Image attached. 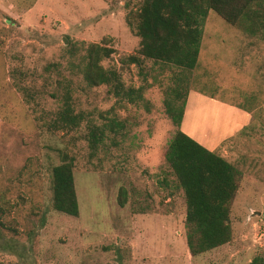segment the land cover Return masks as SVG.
Wrapping results in <instances>:
<instances>
[{
  "label": "rangeland",
  "instance_id": "1",
  "mask_svg": "<svg viewBox=\"0 0 264 264\" xmlns=\"http://www.w3.org/2000/svg\"><path fill=\"white\" fill-rule=\"evenodd\" d=\"M140 2L0 0V264H248L264 255V16L250 34L208 10L195 66L181 70L138 54ZM90 43L111 50L100 65L140 99L84 84ZM177 73L187 90L180 130H201L202 145L236 170L230 239L193 256L184 196L163 157L175 129L164 99ZM66 88L79 121L57 129ZM111 119L122 126L104 127ZM90 125L104 127L94 149ZM63 156L77 216L51 206L50 170Z\"/></svg>",
  "mask_w": 264,
  "mask_h": 264
},
{
  "label": "trees",
  "instance_id": "2",
  "mask_svg": "<svg viewBox=\"0 0 264 264\" xmlns=\"http://www.w3.org/2000/svg\"><path fill=\"white\" fill-rule=\"evenodd\" d=\"M208 10L227 23L255 34L263 22L264 0H141L133 25L139 38L138 54L155 63L170 64L181 70L192 69ZM110 51L95 43L85 47L79 65L84 84L87 87L110 85L114 96L130 103L140 99L139 88L124 87L113 70L100 65L99 61ZM124 60L139 65L137 56L128 55ZM184 78L182 73L174 75V85L168 91L171 98L164 99L165 114L175 129L163 157L184 196L185 244L193 256L229 241V204L237 183L236 170L228 161L180 130L187 92L182 86ZM68 100L66 88L62 94V108L52 122L54 128H71L78 123L79 116L71 113ZM103 126L114 131L122 125L111 119ZM104 127L90 125L87 131L90 148L94 149L101 141ZM71 169L72 161L65 156L51 167V206L63 214L77 216ZM123 202L122 194L118 193L117 203L122 206ZM248 264H264V255L254 256Z\"/></svg>",
  "mask_w": 264,
  "mask_h": 264
},
{
  "label": "crops",
  "instance_id": "3",
  "mask_svg": "<svg viewBox=\"0 0 264 264\" xmlns=\"http://www.w3.org/2000/svg\"><path fill=\"white\" fill-rule=\"evenodd\" d=\"M194 96H196V97H193L194 98V100L196 101H204V102H206L207 100H208V98H206V97H202V96H198V95H194ZM185 105H186V108H185V110L187 109V101H186V103H185ZM189 109V108H188ZM189 110H191V109H189ZM193 111H194V109H193ZM184 115H185V112H184V114H183V116L182 117H184ZM180 123H181V121H180ZM183 124V123H182ZM186 130V131H185ZM183 132L184 133H186L187 135H189L191 138H193L195 141H197L198 143H200L201 145L203 144L204 145V143L202 142V141H200L199 139H201V140H204V138H205V136L202 134V131L200 130H198V132L197 131H195L194 132V130L192 129V127L191 126H189L188 127V131H187V129H185ZM195 135H193V134ZM192 134V135H191ZM197 137V138H196Z\"/></svg>",
  "mask_w": 264,
  "mask_h": 264
}]
</instances>
